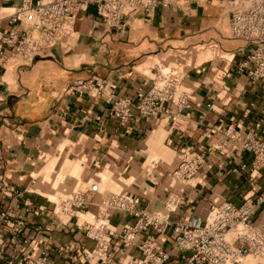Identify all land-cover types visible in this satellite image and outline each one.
<instances>
[{"label":"crops","instance_id":"0c3cea01","mask_svg":"<svg viewBox=\"0 0 264 264\" xmlns=\"http://www.w3.org/2000/svg\"><path fill=\"white\" fill-rule=\"evenodd\" d=\"M34 1L0 0V36L13 28L6 17ZM228 22L226 0H174L152 16L135 12L124 29L107 28L89 6L77 15L73 33L54 48L33 59L9 58L0 68V212L9 216L0 229V264H24L42 252L50 264H108L86 259L83 251L93 250L87 228L113 195L138 198L139 209L173 223H202L225 202L256 204L264 183L262 172L253 171L252 156L237 146L214 149L228 129L264 138V90L238 72L247 49L221 32ZM212 46L232 58L204 59ZM157 66L180 75V90L188 95L180 117L139 118L134 107L127 121L109 117L114 100L135 105L150 90ZM90 79L105 81L104 96L65 94L75 82ZM184 152L204 157L186 184L174 178ZM71 193L86 204L70 215L58 213L51 199ZM171 194L181 203L168 213ZM134 221L128 213L110 211L111 264L141 257L137 244L151 231L138 234L127 249L121 239L124 226ZM250 223L264 235V206L255 207ZM154 236L157 250L169 254L164 264L191 257L175 249L173 227ZM239 264H264V252Z\"/></svg>","mask_w":264,"mask_h":264},{"label":"built area","instance_id":"2783aa9c","mask_svg":"<svg viewBox=\"0 0 264 264\" xmlns=\"http://www.w3.org/2000/svg\"><path fill=\"white\" fill-rule=\"evenodd\" d=\"M174 0H36L25 2L15 12L6 17L13 28L0 36L3 49L0 51V68L7 65L9 58L20 60L33 59L38 54L57 46L64 38L73 33L77 15L94 6L102 24L107 28L127 26L135 12L141 10L146 16H152L159 6H171ZM229 14V38L245 44L246 58L238 72L249 81L264 90V0H226ZM3 20L0 9V21ZM27 24L28 30L20 31L17 26ZM11 52V56L6 54ZM244 52V51H243ZM180 75L177 70L157 66L150 90L133 105L130 100H114L108 96L105 102L111 104L108 116L120 121L131 117L132 108L139 118L154 119L167 116L171 120L180 117L188 107V95L180 90ZM105 81L80 80L69 86L65 94L71 97H102L105 95ZM237 146L252 156L253 171H261L264 183V138L252 132L238 134L228 129L221 140L214 146L221 150ZM204 157L197 152H184L174 172V178L181 183H188L200 171ZM139 199L127 195H113L102 203V210L94 223L87 228L86 235L95 242L91 251H83L88 260L99 259L111 264L108 255L110 237V211L125 212L134 217L133 224L124 226L121 239L124 249L135 245L138 234L151 231L145 240L137 244L141 257H129L120 264H164L169 254L157 250L154 235L165 234L173 227L175 249L191 252L183 264H239L251 256L260 258L264 252V235L251 226L250 220L256 206H264V191L256 204L244 203L239 207L225 202L212 208L202 223L194 220L173 223L168 216L152 214L139 209ZM181 198L171 194L165 202L168 213L176 210ZM86 204L78 193L64 195L58 205V213L68 214ZM8 212H0V229L8 223ZM239 241L236 245L232 239ZM6 264H15L13 261ZM24 264H50L45 252L36 260Z\"/></svg>","mask_w":264,"mask_h":264},{"label":"rangeland","instance_id":"374dc122","mask_svg":"<svg viewBox=\"0 0 264 264\" xmlns=\"http://www.w3.org/2000/svg\"><path fill=\"white\" fill-rule=\"evenodd\" d=\"M221 32L225 35L226 38H228L229 40H232L229 38V27H228V23L225 25H222L220 27ZM208 55L204 58V59H209V58H213L215 60H219V59H226V60H230L232 58V53H226V52H222L218 47L216 46H212L209 50H208ZM203 59V60H204ZM202 60H199V62H201ZM53 202L57 203V205L60 204V201L57 198H53L51 199Z\"/></svg>","mask_w":264,"mask_h":264}]
</instances>
